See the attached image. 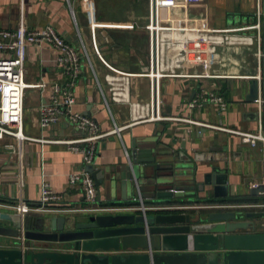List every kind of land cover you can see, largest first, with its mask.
<instances>
[{
  "label": "crops",
  "instance_id": "obj_1",
  "mask_svg": "<svg viewBox=\"0 0 264 264\" xmlns=\"http://www.w3.org/2000/svg\"><path fill=\"white\" fill-rule=\"evenodd\" d=\"M147 7L148 0H78L76 25L66 0H0V27L26 30L52 24L76 47L80 46V33L90 61L84 59L74 109L95 118L102 132L112 129V115L118 125L127 126L121 137L112 134L99 140L94 166L101 173L111 168L115 169L112 177L117 171L120 174L129 157L126 152L131 154L134 140L156 141V150L163 149L168 153L164 159H176L188 173L183 186L189 189L179 196L192 200L186 204L209 205L205 214L235 208L264 212V203L236 205L226 202L232 197L264 196V193L250 194L252 183L264 184V143L253 147L243 142L240 135L213 127L261 131L264 135V103L260 114L255 102L257 96L264 99V0H260L261 39L253 29L234 33L235 42L219 46L216 53L180 67L178 73L184 75L163 78L161 114L164 118L132 124L136 117L135 105L147 102L151 97L150 80L134 75L129 77L125 88L114 85L115 75L98 58L96 51L118 69L133 74L146 72L149 66V36L144 28ZM258 8L259 0H168L162 9V20L164 24L180 27H244L257 21ZM259 48L263 53L261 58L257 56ZM21 54L27 82L50 83L45 89L30 87L36 89L37 105L40 106L52 90L51 83L62 79V68L48 45H29ZM95 75L109 100V107ZM203 92L222 95L227 108L221 110L211 102L191 108L190 101ZM118 93H125L127 98L123 100ZM39 106L30 120L24 118L23 133L33 140H25L18 148L15 137L5 135L0 138V219L3 221L11 215L17 217L15 206L21 196L32 209L39 207L44 182L63 195L61 201L50 205L53 215L68 214L64 210H81L86 205L81 185L72 184L70 179L74 171L82 168L81 155L65 144L51 141L74 138L77 134L66 123L41 128ZM21 170L23 185L19 177ZM106 175L98 189L101 204L117 201L123 194L129 198L138 194L134 182L128 183L123 191L120 175L114 180L112 190L108 189ZM208 175H213L216 183H206ZM217 180H226V184H218ZM75 214H80V219L85 216L78 211ZM252 220L264 224V216ZM20 241L19 237L0 236V242L10 246ZM31 243L38 247L46 244Z\"/></svg>",
  "mask_w": 264,
  "mask_h": 264
},
{
  "label": "water",
  "instance_id": "obj_2",
  "mask_svg": "<svg viewBox=\"0 0 264 264\" xmlns=\"http://www.w3.org/2000/svg\"><path fill=\"white\" fill-rule=\"evenodd\" d=\"M150 141L134 140L122 172L113 177L115 169L101 173L86 166L98 189L106 174L111 190L119 175L123 191L135 183L136 196L123 194L106 203L118 209L68 210L64 215L36 211L24 218L18 213L6 218L9 224L0 219V236L21 240L11 246L0 242V264H264V224L252 220L264 212L235 208L205 214L209 205L186 204L192 200L179 196L189 189L183 186L188 173L176 159H164L168 153ZM212 176L206 183L215 181ZM260 193L264 184L250 189L252 196ZM141 202L160 204L144 213L136 209ZM31 241L46 244L38 247Z\"/></svg>",
  "mask_w": 264,
  "mask_h": 264
},
{
  "label": "built area",
  "instance_id": "obj_3",
  "mask_svg": "<svg viewBox=\"0 0 264 264\" xmlns=\"http://www.w3.org/2000/svg\"><path fill=\"white\" fill-rule=\"evenodd\" d=\"M66 1L77 25L75 5L78 0ZM167 1L148 0L147 21L144 25L149 36V66L146 72L133 74L118 69L107 62L98 50L96 51L98 58L115 75L113 77L114 85H120L122 88H125L129 84V77L134 75L148 77L150 80L151 97L147 102L135 105L136 117L139 116L140 119H136L134 116L132 124L140 121H158L164 118L161 114L163 102L161 81L163 78L184 75L178 73L180 67L194 63L200 57L216 53L219 46L235 42L237 39L232 35L234 33L253 29L258 32V39H261L260 0L256 22L244 27H228L226 29L180 27L171 23L164 24L162 9ZM78 35L80 37V46L76 47L71 41L60 34L52 24L26 30H12L0 27V138H3L5 135L15 137L19 142L18 148L25 140H33L32 137L23 133L25 91L30 87L45 89L50 83L42 81L33 84L25 80L26 68L21 53L29 45L50 46L54 51L57 64L62 68V79L51 83V92L39 106V126L41 128H51L61 123H66L77 134L74 138L51 141L67 145L72 152L80 154L83 159L82 168L70 175L71 183H79L84 192L86 205L81 210H116L118 208L101 204L98 201V188L95 178L87 171L86 166L90 164L94 165L100 139L112 134L121 137L122 132L127 126L118 125L112 115V129L102 132L100 124L95 118L74 109L76 104V87L83 72V62L84 59L90 61L86 45L83 39H81L80 33ZM262 55V50L259 48L257 51L258 58H261ZM95 76L105 104L109 107V100L97 75ZM117 95H122L121 98L123 100L127 98L125 93H118ZM203 102L216 104L221 110L227 108L226 99L215 92H203L192 99L189 105L191 108H195L201 106ZM255 102L261 114L264 103L263 97L258 96ZM213 127L238 134L241 136L243 142L253 147L257 146L260 142L264 143V135L261 131L254 133L221 126ZM126 154L129 156L128 151ZM19 177L20 184L23 185L24 173L22 170ZM259 184L254 182L252 183V187H257ZM62 199V194L56 193L50 184L44 182L41 187L39 207L32 209L28 201L21 196L17 199L15 208L17 209V213L24 218L32 210L35 212L52 210L50 209V205ZM130 208L126 207L124 209ZM148 208L143 202L136 207V209L142 210L144 213Z\"/></svg>",
  "mask_w": 264,
  "mask_h": 264
},
{
  "label": "rangeland",
  "instance_id": "obj_4",
  "mask_svg": "<svg viewBox=\"0 0 264 264\" xmlns=\"http://www.w3.org/2000/svg\"><path fill=\"white\" fill-rule=\"evenodd\" d=\"M27 81L28 79L25 78ZM36 89L28 88L26 89V98H25V109H24V118H27L30 120V118L37 113L36 108H38L39 105H37V98L35 95ZM37 106V107H36Z\"/></svg>",
  "mask_w": 264,
  "mask_h": 264
},
{
  "label": "trees",
  "instance_id": "obj_5",
  "mask_svg": "<svg viewBox=\"0 0 264 264\" xmlns=\"http://www.w3.org/2000/svg\"><path fill=\"white\" fill-rule=\"evenodd\" d=\"M226 202L229 204H245V203H264V196L255 197V198H248V197H232L226 199ZM264 211V208L262 209Z\"/></svg>",
  "mask_w": 264,
  "mask_h": 264
}]
</instances>
